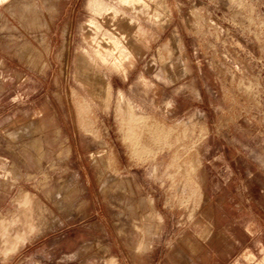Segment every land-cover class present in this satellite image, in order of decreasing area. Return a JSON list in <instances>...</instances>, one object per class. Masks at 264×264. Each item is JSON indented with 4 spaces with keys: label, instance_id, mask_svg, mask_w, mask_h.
Segmentation results:
<instances>
[{
    "label": "rangeland",
    "instance_id": "1",
    "mask_svg": "<svg viewBox=\"0 0 264 264\" xmlns=\"http://www.w3.org/2000/svg\"><path fill=\"white\" fill-rule=\"evenodd\" d=\"M0 264H264V0H0Z\"/></svg>",
    "mask_w": 264,
    "mask_h": 264
}]
</instances>
